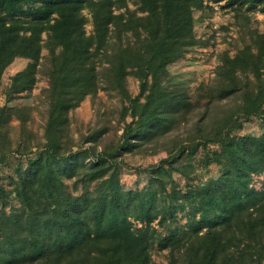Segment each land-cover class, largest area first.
Wrapping results in <instances>:
<instances>
[{
  "label": "trees",
  "instance_id": "trees-1",
  "mask_svg": "<svg viewBox=\"0 0 264 264\" xmlns=\"http://www.w3.org/2000/svg\"><path fill=\"white\" fill-rule=\"evenodd\" d=\"M134 1L135 11H129L127 0H0V77L15 59L28 60L27 67L10 78L9 97L33 88L43 45L49 62L46 143L31 162L30 177H20L19 207L0 214V264H151L155 230L150 224L161 215L162 226L164 213L180 199L179 209L193 205L196 212L190 213L180 236L171 233L163 240L168 264L264 263V191L250 186L252 176L264 172V140L235 134L255 117L264 89L262 35L234 57L222 55L218 84L204 92L208 104L230 95L237 100L208 133L198 127L199 141L191 140L189 146L192 155L208 143L219 147L203 160L204 167L211 161L221 166L219 178L189 187L190 172L183 171L188 188L181 194L169 168L160 166L151 173L153 186L146 193L128 194L111 170L112 155L103 153L96 155L92 168L91 179L108 174L99 185L104 187L96 191L97 201L92 194L75 199L65 193L57 169L73 173L77 165H72L77 157L65 154L70 144L68 113L99 89L100 75L107 86L123 91L134 119L123 131L121 149L135 140L150 143L174 127L176 116L194 110L185 88H168L162 81L167 66L198 44L192 15L203 0ZM247 1L264 5V0H243L242 5ZM83 10L92 26L88 35ZM99 58L106 66L97 70ZM247 73L253 74L255 86ZM129 74L139 81L133 98L124 90ZM13 112L0 107V141ZM196 115L201 121L203 115ZM3 148L0 142V153ZM157 203L162 204L160 212ZM129 218L142 227L133 229Z\"/></svg>",
  "mask_w": 264,
  "mask_h": 264
},
{
  "label": "rangeland",
  "instance_id": "rangeland-1",
  "mask_svg": "<svg viewBox=\"0 0 264 264\" xmlns=\"http://www.w3.org/2000/svg\"><path fill=\"white\" fill-rule=\"evenodd\" d=\"M242 2L243 0H203L202 8L193 10V33L198 44L167 66L166 78L162 84L168 88H185L190 103L195 107L186 116H176L174 127L164 135L156 136L150 143L145 141L139 145V141L135 140L130 148L121 149L123 131L134 119L130 116L123 91L107 86L99 76V89L86 96L68 113L67 137L70 144L65 154L77 157V163L72 164L77 165L73 173L57 169L68 196L79 199L88 193L92 194L94 202L97 201L96 191L104 187L99 185L108 178V174L99 180L91 179L95 172L92 168L96 155L103 153L112 155L111 170H115L119 188L128 194L146 193L153 186L151 173L160 166L169 168L167 170L171 172V178L181 194H185L188 188L187 181L181 174L183 171L190 172L189 187L220 177L222 168L215 161H211L207 167L203 166L205 155L208 152H219V147L208 143L206 148H199L192 155L189 154V146L191 140L194 144L199 141L201 133L197 132L198 127L208 133L225 116L223 110L231 109L236 104L235 95L209 104L204 95L206 89L210 90L218 84L217 71L222 66V55L234 57L246 45L253 44L252 40L256 36H264V5L256 7L249 1L244 5ZM127 8L129 11L137 10L135 1L127 0ZM82 14L88 20L85 25L88 35L92 31L90 16L87 10H83ZM42 37L45 38V35ZM127 37L133 40L130 35ZM252 50L256 52L257 49L252 46ZM47 57L48 50L43 45L35 67L34 85L29 91L12 93L10 97L7 94L10 78L27 67L26 59H15L0 77V107L6 106L14 110L7 123L5 139L0 141L4 147L0 153V214H9L12 209L19 207L17 190L20 188V177H30L31 162L44 150L49 88ZM98 63L102 64L98 65L97 70L106 66L102 59ZM246 75L255 86L253 74ZM124 90L126 95L133 98L139 92V81L133 75H127ZM255 113V117L241 124L240 129L235 132L237 136L251 135L264 140V89L257 98ZM196 114L203 115L201 121H196ZM82 152H86V155ZM250 186L256 191H264V172L253 175ZM169 188L170 185H167V190ZM182 202L180 199L178 203H172L168 207L162 226L159 222L161 215L150 224L155 230V243L150 252L151 264H168L170 255L162 246L163 240L180 236V228L186 227L190 221V213L196 212L193 205L179 209ZM157 205L160 212L162 204ZM128 220L133 229L142 227L141 223L132 218Z\"/></svg>",
  "mask_w": 264,
  "mask_h": 264
}]
</instances>
